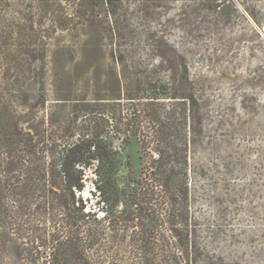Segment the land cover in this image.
<instances>
[{
	"label": "rangeland",
	"instance_id": "rangeland-1",
	"mask_svg": "<svg viewBox=\"0 0 264 264\" xmlns=\"http://www.w3.org/2000/svg\"><path fill=\"white\" fill-rule=\"evenodd\" d=\"M115 1L0 0V108L72 175L86 218L133 212L107 243L123 264L148 249L137 234L164 244L146 184L158 138L188 145L200 264H264V0ZM151 87L189 99L151 102Z\"/></svg>",
	"mask_w": 264,
	"mask_h": 264
},
{
	"label": "trees",
	"instance_id": "trees-1",
	"mask_svg": "<svg viewBox=\"0 0 264 264\" xmlns=\"http://www.w3.org/2000/svg\"><path fill=\"white\" fill-rule=\"evenodd\" d=\"M115 2L107 0L111 8ZM166 89L158 93L151 87L147 99H189L184 88L180 97ZM23 124L13 110L0 108V264H123L119 251L107 249V243L126 242L134 227L133 212L115 210L102 219L86 218L75 207L72 175L67 188V173L54 169L45 156L39 157L34 130ZM150 144L155 156L146 184L153 195L163 194L166 205L165 218L152 219L150 227L164 225L166 235L158 252V235L151 231L154 227L147 237L137 234L141 235L137 240L148 248L140 254L138 264L205 262L207 256L189 217L188 145L171 147L160 138L146 142ZM64 160L67 165V156Z\"/></svg>",
	"mask_w": 264,
	"mask_h": 264
}]
</instances>
